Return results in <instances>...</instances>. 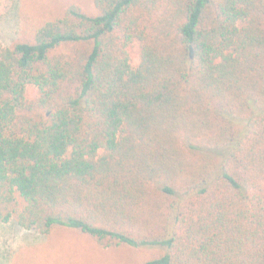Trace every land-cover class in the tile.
I'll list each match as a JSON object with an SVG mask.
<instances>
[{"label":"trees","instance_id":"1","mask_svg":"<svg viewBox=\"0 0 264 264\" xmlns=\"http://www.w3.org/2000/svg\"><path fill=\"white\" fill-rule=\"evenodd\" d=\"M0 222L264 264V0H94L0 43Z\"/></svg>","mask_w":264,"mask_h":264},{"label":"rangeland","instance_id":"2","mask_svg":"<svg viewBox=\"0 0 264 264\" xmlns=\"http://www.w3.org/2000/svg\"><path fill=\"white\" fill-rule=\"evenodd\" d=\"M71 4L94 11V0H0V43L10 47L17 41L33 39L42 26L60 18ZM130 58L132 66H138L139 43L130 46ZM37 95L36 87L27 88L29 100ZM164 253L159 247H106L67 228L42 234L15 222H0V264H144Z\"/></svg>","mask_w":264,"mask_h":264}]
</instances>
